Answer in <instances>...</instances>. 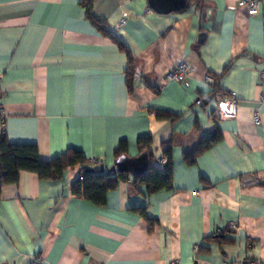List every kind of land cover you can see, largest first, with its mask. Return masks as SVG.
Masks as SVG:
<instances>
[{
	"label": "crops",
	"instance_id": "0c3cea01",
	"mask_svg": "<svg viewBox=\"0 0 264 264\" xmlns=\"http://www.w3.org/2000/svg\"><path fill=\"white\" fill-rule=\"evenodd\" d=\"M91 14L103 23L81 0H0V132L40 160L76 149L96 168L121 141L138 155L147 136L161 171L171 142L172 188L147 193L128 174L98 206L72 191L78 165L57 179L21 171L0 185V264L39 253L46 264H264V7L189 0L159 14L147 0H92ZM178 60L190 67L182 82L166 78ZM214 128L221 138L186 164L182 151ZM217 231L230 243L205 240Z\"/></svg>",
	"mask_w": 264,
	"mask_h": 264
},
{
	"label": "trees",
	"instance_id": "16d2710c",
	"mask_svg": "<svg viewBox=\"0 0 264 264\" xmlns=\"http://www.w3.org/2000/svg\"><path fill=\"white\" fill-rule=\"evenodd\" d=\"M189 0H186V5ZM202 0H197L201 2ZM92 0H81V5L84 8L85 15H87L94 24L100 25L103 23L102 19L93 17L91 14ZM185 5V7H186ZM185 7L183 9H185ZM182 9V10H183ZM119 49L125 52L127 61L130 67V75L134 76V62L124 44L114 39ZM228 69V65L224 66L222 73L224 74ZM128 78V88L131 89V79ZM152 90L157 93L158 89L152 87ZM157 117L168 118L171 121L176 120L180 115L172 114L165 111L153 110ZM221 138L218 129L214 128L208 136L200 138L197 145L189 150L182 151V157L186 164L191 165L194 163L195 158L203 151L211 147ZM137 146L139 152L146 151L148 153V168L141 175L133 177L132 184L145 185L147 193H152L160 189L172 188V166H171V142L162 143V155L165 158V166L161 171L154 169L151 162L155 160L152 152H150V138L139 137L137 139ZM126 154L125 142L121 141L115 149V157ZM93 165L94 171H87ZM79 166V176L73 180L72 191L82 196L84 199L92 202L95 205H103L105 201L106 192L114 189L117 182L128 178L126 172H115L107 174L105 172L96 171V166L91 164L85 159L81 151L76 149H68L65 153L53 159L43 161L38 158L37 147L29 143H12L7 140L4 132H0V185L5 183H14L18 180L21 171L35 172L40 178L57 179L62 175L66 168ZM142 215L150 221L151 219L145 215L144 209L141 210ZM206 241L211 242L217 246L223 243H230L223 233H215L205 238ZM204 249L199 248V251Z\"/></svg>",
	"mask_w": 264,
	"mask_h": 264
},
{
	"label": "water",
	"instance_id": "95a60500",
	"mask_svg": "<svg viewBox=\"0 0 264 264\" xmlns=\"http://www.w3.org/2000/svg\"><path fill=\"white\" fill-rule=\"evenodd\" d=\"M149 7L156 13L167 14L174 11L182 10L186 5V0H147ZM205 32H200L197 37V43H201L204 40ZM212 95H208L205 99L198 102V104H205L211 99ZM165 166V163H163ZM148 168V153L143 151L136 156H128L122 154L118 156L110 167L104 168L103 163L99 164L96 169L98 172H105L112 174L115 172H126L132 176L141 175ZM87 171H94V168H86ZM79 173L76 175V178ZM8 264V263H2Z\"/></svg>",
	"mask_w": 264,
	"mask_h": 264
},
{
	"label": "built area",
	"instance_id": "2783aa9c",
	"mask_svg": "<svg viewBox=\"0 0 264 264\" xmlns=\"http://www.w3.org/2000/svg\"><path fill=\"white\" fill-rule=\"evenodd\" d=\"M242 3L246 5V12L248 15L256 14L262 7H264V2L262 0H242ZM125 13H122V16L119 20V25L124 21ZM190 71L189 65L183 60H178L175 62L174 67L166 74L168 80H174L178 82L185 81ZM205 81L208 84L213 83V77L211 75H206ZM230 99L228 104V109L226 114L231 116L235 114L237 106V98L235 92H230ZM253 121L257 123L259 121L258 115L254 116ZM90 163L95 164L97 160L91 159ZM217 231L216 233H220ZM28 264H46L44 256L39 253L36 254Z\"/></svg>",
	"mask_w": 264,
	"mask_h": 264
}]
</instances>
